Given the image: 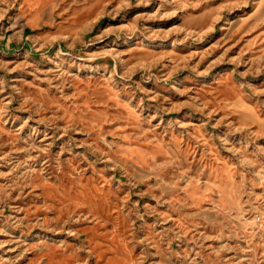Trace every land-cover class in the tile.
Instances as JSON below:
<instances>
[{
	"label": "rangeland",
	"instance_id": "374dc122",
	"mask_svg": "<svg viewBox=\"0 0 264 264\" xmlns=\"http://www.w3.org/2000/svg\"><path fill=\"white\" fill-rule=\"evenodd\" d=\"M0 264H264V0H0Z\"/></svg>",
	"mask_w": 264,
	"mask_h": 264
}]
</instances>
